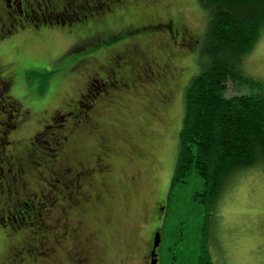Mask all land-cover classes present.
<instances>
[{"label": "trees", "instance_id": "16d2710c", "mask_svg": "<svg viewBox=\"0 0 264 264\" xmlns=\"http://www.w3.org/2000/svg\"><path fill=\"white\" fill-rule=\"evenodd\" d=\"M153 1L0 0V42L9 44L12 42L14 36L9 32L12 27L8 19L14 16L27 17V20L21 21L24 25L31 19L41 27L45 22L47 28L28 33L35 37H39L43 30L57 29L65 33L74 31L86 53L81 77L86 81L87 74L90 75L87 77L89 84L90 80H95L94 76L99 75L97 72L103 71L105 73L102 74L109 77L106 80L111 84L108 94L101 92V95L97 96L100 86L90 87V92L87 89L86 97L81 100L83 112L69 107L72 118L63 120L61 115L55 114L64 108L60 106L48 117L40 120L41 130L29 137L12 140V132L17 130L22 121L23 123L27 121L29 111L10 94L11 77L9 75L6 77L0 70V99L4 102L0 104V188L3 184L4 189H9L17 179L32 175L33 178L53 183L55 188L67 197L68 178L63 169L69 164H66L65 159L71 157L78 158L79 162L84 161V153H87L88 148L91 152L88 157L93 154L92 150L99 144L98 137L92 136L98 124L104 129V133L109 131L112 137L121 132L120 128L126 130L123 129V125H107L101 121V111L98 118L96 117L98 123L90 127L91 124L84 120L85 105L91 106L90 99L93 97L95 99L98 97L97 100L102 104L105 97V106L102 107L104 110V107L105 109L111 106L118 107L126 98H130L128 96L140 98L154 94L152 97L154 100L151 99L149 102L152 108L148 109V112L151 116L154 112L156 114V111L167 107L173 99L180 68L175 61L180 59L181 55H187L191 60L192 57L197 59L202 56L204 64L200 71L192 74L182 86L184 115L178 135L179 151L172 188L188 182L192 174L200 176L204 180L200 193L201 202L213 209L225 185L237 172L258 165L264 166V81L247 76L245 68V61L255 49L264 30V0H196L209 16L204 43L198 50L202 32L196 35L189 29L197 42L190 43L186 39L179 43L180 46H174L173 49L178 56L173 58V62L165 60L166 53L171 50L166 51V48L169 49L170 46L166 45L165 50L162 48L164 43L169 45L173 43L172 40L169 42L167 40L168 37L171 38V34L167 38L161 36L168 30V27L164 26L169 24L168 18H160L164 20L161 22L157 18L132 22L129 18L134 8H137V11L154 9ZM175 17L177 24L182 22L178 16ZM156 34L160 35L159 39L154 37ZM138 37L144 38V42L137 40ZM97 54L101 58H96ZM52 74L53 72H47L44 76L47 79ZM99 80L100 83L103 82L102 77H99ZM229 84L244 88L246 91L228 95ZM153 87L163 89L164 93L153 91ZM141 90L144 93H140ZM122 92H126L127 95L120 96ZM157 101L160 104L154 106L155 103H159ZM98 128L101 129L99 126ZM41 133L47 134L49 138L46 140V147L42 142ZM89 136L93 137V142ZM69 148L70 154L62 155L61 151ZM76 149L80 152L75 151ZM80 153L81 156L78 157ZM20 193L19 198L32 196L27 188ZM31 199L33 202L31 208L26 210L29 212L22 216L19 223L16 221L15 228L18 225L29 226L26 228L31 230L32 239L40 241L38 244L42 248L37 251L31 243L30 246L26 244L25 250L31 255L36 253L34 257L41 259V256L48 253L46 246L52 240V233L62 235L66 229L54 228V222L50 220L54 212V206L50 205V201L53 202L51 199H34L33 196ZM96 205L97 203H92L85 207L93 213L97 211ZM2 208L0 206V212ZM80 225L86 228L84 223ZM30 226H33L34 230ZM5 228L1 226L4 231ZM88 228L85 236L93 232L97 234L98 229L93 225ZM28 231L22 233L27 234ZM63 246L67 248L66 245ZM99 246L100 241L96 252L101 256ZM202 246L197 264H215L206 243ZM19 254V250L14 249L13 258ZM46 263L49 264L48 260Z\"/></svg>", "mask_w": 264, "mask_h": 264}, {"label": "rangeland", "instance_id": "374dc122", "mask_svg": "<svg viewBox=\"0 0 264 264\" xmlns=\"http://www.w3.org/2000/svg\"><path fill=\"white\" fill-rule=\"evenodd\" d=\"M152 3H155L154 9L150 7L137 11L134 8L129 16L132 22L178 16L193 33L200 35L202 32L198 50L202 47L209 16L196 0H154ZM41 33L39 37L33 34L15 36L10 44L0 42V70L6 77H11L10 94L29 111L27 121L12 132V140L29 137L41 130L40 120L48 117L54 109L65 106L84 87L85 79L81 73L86 53L74 31L65 33L51 29ZM96 58L101 57L97 54ZM203 59L201 56L197 59L192 57L191 60L187 55H181L175 61L181 70L178 69L179 80L173 99L170 106L159 109L152 116L148 109L152 108L149 102L154 100V94L140 98L128 96L130 98H126L118 107L101 108L100 120L107 125L119 124L123 125V129L130 130V134H133L131 139L141 148L142 155L133 157L130 147L123 145L122 154L114 162L118 195L112 211V223L101 218L93 225L100 232L99 250L102 254V261L94 258L95 264H148L149 261V264H153L146 253L151 249L155 231L161 234V242L156 249L157 264H197L203 243H206L215 264H264L263 165L237 172L225 185L213 209L201 202L204 180L200 176L192 174L188 182L174 188L171 186L184 115L182 86L192 74L200 71ZM245 68L247 76L264 81V30L246 59ZM47 72L53 74L46 79L44 75ZM98 76H94L91 87L102 88ZM245 91L229 84L227 94ZM126 95V92H122L120 96ZM0 101V104H4ZM159 104L155 103L154 106ZM92 136L89 137L93 142ZM41 139L46 147V140H49L47 134L42 135ZM86 152V156L91 154L89 148ZM132 173L137 175L138 182L128 188L126 179ZM41 183L45 185L46 181ZM32 187L37 190L38 185L34 183ZM31 198L21 197L15 206L14 203L10 204L9 216L14 226V220L19 223L22 216L29 212L26 210L31 208ZM157 201L161 207L159 210ZM58 215L59 212L54 211L51 222ZM26 226L21 225L19 230L27 231L29 226ZM30 227L34 230L33 226ZM6 230L10 232L9 228ZM27 234L28 239H32L31 230ZM7 242L4 230H0V259L6 252ZM55 248L59 246L55 245ZM55 255L48 259L57 258L59 262L63 252Z\"/></svg>", "mask_w": 264, "mask_h": 264}, {"label": "flooded vegetation", "instance_id": "af4514ba", "mask_svg": "<svg viewBox=\"0 0 264 264\" xmlns=\"http://www.w3.org/2000/svg\"><path fill=\"white\" fill-rule=\"evenodd\" d=\"M27 19V17L17 18L16 16L12 17V19H8L12 27V29L9 30L10 34L14 37L22 36L23 34H28L30 32L33 33L48 27L46 26L45 22H43V26L41 27V25L34 23L33 19H31L26 25L22 24L21 21ZM158 19L160 20V22L164 21L160 18ZM167 22H169V24L164 26H167L168 30H165V32L161 34V36L167 38L171 34V38L169 39L168 37L167 40L168 42L172 40L173 43L172 45L164 43L162 48L165 50L164 47H166V45L167 47L170 46L168 50H171L169 51V53L167 52L168 54L166 53L165 60L168 59L172 61L173 58L178 56V53H175V49H173L174 46H180L179 43L186 39H188L190 43H196L197 39L194 37V35H192L191 32H189L190 30L185 26L183 21L177 24V19L175 16L168 17ZM64 24L65 21L62 22V25ZM154 37L156 36L154 35ZM137 40H139L140 42H144V38L142 37H138ZM102 73L105 72H97V74H99L103 80V82H101L102 88H99V90L97 91V96L101 95V92L102 94H104L105 92L108 94V88L111 85L109 84V81L106 80V78L109 79V77L105 74L103 75ZM87 77L89 78L90 75L87 74L86 76L85 87L83 88L84 91L82 90L76 97L70 98L69 101L66 102L63 109L55 112L56 116L61 115L63 117V120H66L67 118H72L71 109L76 108V111H84H82L83 108L81 100L86 97L85 92L87 91V89L90 92L91 90L89 88L93 85V79L90 80V83L88 84ZM173 79H175L174 76ZM153 91L164 93V90H160V88L153 87ZM96 98L98 99V97ZM97 99L93 97L90 99L92 101V105H85L86 117L84 118V120H86L88 124H91L90 127H93L96 122L98 123L96 117L98 118V113L102 110L101 108L105 106V97L102 99V104L104 103L103 105L101 104V101ZM69 107L72 108L68 110ZM98 126L101 128L99 124ZM98 126H96L97 130H94L95 132H93V135L98 137L99 144L94 150H92L93 154L88 157L84 153L85 159L81 162L78 161V158L71 159L70 157L65 159L66 164H69L66 169H63L68 178V185L66 186V191L68 194L67 197L63 196V194L57 188H55L53 183L45 180L46 183L45 185H43L41 183V180H39L38 178H33L32 175H26V177L17 179L9 189H4V186L2 184L0 188V206H2L3 208L0 212V230L2 231L3 229H1V226L4 228L8 226L10 232L4 231V233L8 237V242L6 252L1 258L0 264H42V261L46 263L47 260L48 262L49 260L52 261L49 262V264H95L94 258L96 257L102 261L101 256L96 252L97 245L100 241L99 231L96 235L93 232L89 233L88 236H85L84 233H86L87 229H89V224L94 225L95 223L100 221L101 218L109 224L112 223V211L116 202V196L118 195L116 193L117 182L115 180L114 162L118 158V156L122 154L124 148L123 145H128L130 147L132 156H141L142 150L131 139L132 136L128 130L126 131L120 129L121 132L112 137L109 134V131H105L106 133H104V129H99ZM43 134L45 133H41L40 135ZM121 141H123L124 143H121ZM75 151L80 152L79 149H76ZM61 152H63L62 155H65L70 154L71 150L70 148L63 149V151ZM80 156L81 153L78 155V157ZM132 156H130V159L132 158ZM63 166L65 167V165ZM50 175L51 174H49V176ZM126 180H128V182H126L128 188L133 187L138 182L137 175L133 173L130 175V178H127ZM34 183L38 185L37 190L32 187ZM41 184L43 187H41ZM24 188L30 190L31 195L34 199H51L53 202L50 201V205L54 206V211L59 212V217H55V219L53 220L54 228L57 227V229H66L62 235L57 234L56 232V234L52 233V240L51 242H48V246H46L48 253L46 254L47 256L44 257L45 259L34 257L36 253L31 255L26 252V244L30 246V244L32 243L35 250L37 251L41 249V245L38 244V242L40 241L34 238L28 239V234L20 232L19 225L17 228H15L16 226H14L13 221H11V218L9 216L10 204H15L19 200V195L21 194L20 192L24 191ZM92 203H97L96 206L98 207L96 209L97 211H94L93 213L92 211L89 212L88 207H85L89 204L92 205ZM156 203L158 205L157 209L159 210L161 208L160 203L159 201H157ZM89 214H91L90 218ZM75 218L77 219L76 221H74ZM14 221L16 222L17 220ZM74 222H76L77 226L74 224ZM80 223H84L86 228L81 225L79 226ZM62 244L66 245L67 248H64ZM55 245L59 246V248H55ZM152 246L153 241L151 244V249H149L148 253H146V256L148 255L150 257V260H153ZM14 249L19 250L20 253L19 255H16V258H13ZM58 251L63 252V256L61 257V260H59V262L56 260L57 258L48 259L50 256H56L55 254L59 253ZM69 252H73V254H69ZM149 263L150 261L148 262V264Z\"/></svg>", "mask_w": 264, "mask_h": 264}, {"label": "water", "instance_id": "95a60500", "mask_svg": "<svg viewBox=\"0 0 264 264\" xmlns=\"http://www.w3.org/2000/svg\"><path fill=\"white\" fill-rule=\"evenodd\" d=\"M160 242H161V234H160L159 231H157L154 234L153 246H152V257H153L152 263L153 264H156V261H157V258H156V256H157L156 249L159 246Z\"/></svg>", "mask_w": 264, "mask_h": 264}]
</instances>
